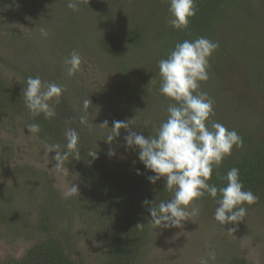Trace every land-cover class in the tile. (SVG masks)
Here are the masks:
<instances>
[{
    "label": "rangeland",
    "instance_id": "1",
    "mask_svg": "<svg viewBox=\"0 0 264 264\" xmlns=\"http://www.w3.org/2000/svg\"><path fill=\"white\" fill-rule=\"evenodd\" d=\"M133 1L87 0L73 11L67 7L68 0H0V78L8 79L20 91L29 76L62 86L65 91L59 103L53 105L56 115L51 120L65 130L75 129L82 144L86 140L90 145L94 143L98 161L124 179L148 180L154 173L139 160V150L128 148L125 139L119 137L124 135L122 129L111 144L105 139L113 121L128 122L132 131L146 138L155 135L166 120L167 107L175 103L159 91V61L181 42L174 40L175 36L183 37V41L199 37L190 40L182 30L170 25L168 0H141L130 7ZM217 25L221 26L214 27L211 41L219 46L242 44L241 53L257 80L264 69V0H248L233 7L227 19ZM108 29L120 42L133 30L140 40L139 47L135 49L129 42L104 53L98 38ZM73 50L80 54L82 64L80 71L70 77L64 61ZM230 53L221 65L219 81L210 73L209 62V79L200 82L199 91L213 100L215 116L210 118L215 122L240 127L263 138L264 95L251 83L245 64ZM82 117L86 123L81 122ZM105 122L108 125H101ZM28 125L25 114L15 117L10 111L0 116V193L4 194L0 197V214L16 212L31 226L49 195L66 202L83 196L84 190L72 160L53 169L56 153L45 155L46 147L51 145L30 134ZM110 151L114 155L110 156ZM72 185L79 192L66 196ZM14 196L10 202L8 199ZM217 206L216 199L195 200L190 206L195 214L182 228L157 229L150 223L149 240L134 264H199L212 251L215 260L210 264H230L234 258L264 264V195L253 205L244 206L247 215L236 225L218 223L214 219ZM13 223L15 229L11 223H0L1 261L22 257L32 245L27 238L30 228L24 232L20 230L24 223ZM73 225L75 237L71 244L87 263L103 248L105 236L85 219H74ZM229 228L235 231L228 233Z\"/></svg>",
    "mask_w": 264,
    "mask_h": 264
},
{
    "label": "trees",
    "instance_id": "2",
    "mask_svg": "<svg viewBox=\"0 0 264 264\" xmlns=\"http://www.w3.org/2000/svg\"><path fill=\"white\" fill-rule=\"evenodd\" d=\"M248 0H196V15L190 18L189 25L182 30L183 36L188 39L191 37H205L209 40L215 35L214 27L219 22H224L230 14L233 7L236 9L241 3ZM141 0H134L130 7L140 4ZM101 11V10H100ZM227 21V20H226ZM107 23V25H109ZM229 29V27L226 25ZM218 30V29H217ZM100 34L98 38L99 48L104 53H110L115 48H123L124 44H132L137 49L140 40L137 34L130 29L127 39L120 42L108 33L109 29ZM138 34H141L137 30ZM205 33V34H204ZM193 35V36H192ZM174 40L183 41V37L175 36ZM129 44V45H130ZM237 42L229 45L219 46L211 55L210 73L217 81L221 80V65L224 58L230 52L233 58L238 57L240 64H245L248 68L246 73L260 94L264 95V69L259 72L260 77L256 80L252 77L250 64L245 61L241 53L242 44L237 46ZM259 48L258 46H256ZM118 51V50H117ZM234 54V55H233ZM7 79L0 78V116L6 112L12 111L15 117H21L25 114L29 124H38L40 132L38 135L49 145L59 144V150H64L66 144L62 124L53 119H45L40 116L33 117L26 108L22 98V91L10 85ZM23 90V89H22ZM133 105V104H132ZM168 113L166 114L167 118ZM215 116V113L212 117ZM212 121L216 119L210 118ZM219 121V120H218ZM228 129H234L242 138V145L234 147L232 154L226 156L218 168H214L213 175L209 183L215 184L218 188L225 185L220 177L233 167L240 170V179L244 184V190H251L257 197L264 195V137H258L240 127L226 126ZM87 132V129H86ZM124 138L128 131H122ZM83 134V133H82ZM149 134V133H148ZM126 143V142H125ZM94 143L92 145L86 140L82 144L79 141V155L73 153L69 158L78 170V175L83 187V196L78 195L74 199L62 202L54 195H49L43 200L42 211L31 224L19 217L20 214L11 212L0 214V223L10 225L15 229V222L18 225L24 223L20 230L26 232L31 230L29 239L32 245L26 250L24 255L18 259L10 258L0 260V264H134L138 259L142 249L149 240L150 212L149 206L144 201L154 203L152 206H158L163 200L171 199V193L165 190L166 181L162 178L155 184L145 179H124L119 174L104 166L98 159L92 158L90 153L95 152ZM4 194L0 193V197ZM204 197L212 198L207 193ZM15 199L9 198L12 202ZM69 204V208L67 207ZM254 204V203H253ZM251 204V205H253ZM244 206H248L245 204ZM85 219L90 226L96 228L97 233L105 236L103 248L99 249L98 255L91 261L84 262L79 258L71 241L75 236L72 232L74 219ZM65 221V225L61 222ZM61 223V224H60ZM139 225V226H138ZM22 234V233H21ZM25 235V233H24ZM230 264H248L243 259L234 258Z\"/></svg>",
    "mask_w": 264,
    "mask_h": 264
},
{
    "label": "clouds",
    "instance_id": "3",
    "mask_svg": "<svg viewBox=\"0 0 264 264\" xmlns=\"http://www.w3.org/2000/svg\"><path fill=\"white\" fill-rule=\"evenodd\" d=\"M81 2L86 3L87 0H68L67 7L76 11ZM168 11L170 25L177 30L186 29L190 18L196 15V0H168ZM218 47L217 42L205 37L176 43L168 57L159 61V91L175 103L167 107V118L155 130V135L146 138L132 131L128 122L113 121L111 132L105 139L111 144L120 135L121 129H127L126 146L138 149L139 160L154 173L147 177L148 180L155 184L163 178L166 181L165 190L173 193L171 199L162 200L158 206H152L155 202L144 201L146 206L150 205V223L154 228H182L188 217L195 214V209L190 211V206L206 193L216 199L218 206L214 219L224 226L243 221L247 215L244 205H251L258 199L251 190H244L237 167L220 177L226 182L224 186L218 188L209 183L214 168H218L224 158L232 154L234 147L242 145V138L236 130L211 121L214 102L207 93L199 91L200 82L209 79V60ZM64 63L68 66L67 75L71 77L80 71L82 58L73 50ZM64 91L55 82H44L39 76H29L22 90V98L33 117L42 114L45 119H51L56 115L53 105L59 103ZM88 107L89 100L86 99L85 110ZM81 122L86 123L83 117ZM101 125L108 124L105 122ZM27 129L30 134L40 132V126L35 123L29 124ZM64 136L66 144L63 151L59 150V144L45 149V155L56 153L54 160L57 163L53 169H60L73 153L79 155V133L68 128ZM109 155L114 153L110 151ZM90 156L95 158L97 152L90 153ZM77 192L78 187L72 185L65 195L72 196ZM233 231L234 228L227 230L228 233ZM214 260L215 252L212 251L202 257L199 264H210Z\"/></svg>",
    "mask_w": 264,
    "mask_h": 264
}]
</instances>
